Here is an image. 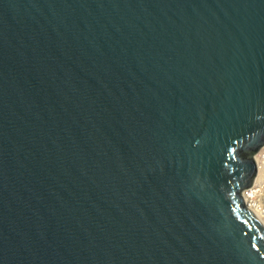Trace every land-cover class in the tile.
<instances>
[{
    "label": "water",
    "instance_id": "water-1",
    "mask_svg": "<svg viewBox=\"0 0 264 264\" xmlns=\"http://www.w3.org/2000/svg\"><path fill=\"white\" fill-rule=\"evenodd\" d=\"M264 0H0V264H264Z\"/></svg>",
    "mask_w": 264,
    "mask_h": 264
},
{
    "label": "built area",
    "instance_id": "built-area-1",
    "mask_svg": "<svg viewBox=\"0 0 264 264\" xmlns=\"http://www.w3.org/2000/svg\"><path fill=\"white\" fill-rule=\"evenodd\" d=\"M259 161L256 160L257 164V174L260 173L261 176V184L257 188H251L254 195H256L254 198H259L260 200H263L264 202V195L261 192V186L264 184V149L257 153ZM264 186V185H263ZM257 189V191L255 190Z\"/></svg>",
    "mask_w": 264,
    "mask_h": 264
},
{
    "label": "bare ground",
    "instance_id": "bare-ground-1",
    "mask_svg": "<svg viewBox=\"0 0 264 264\" xmlns=\"http://www.w3.org/2000/svg\"><path fill=\"white\" fill-rule=\"evenodd\" d=\"M255 159L259 161L258 154H256ZM261 184V176L260 173H258L256 182L253 184V188H257ZM264 185V184H263ZM261 186V192L264 195V186ZM257 191V189H255ZM256 195L253 194L252 190H250V199L253 206L256 207L257 210L260 211L264 215V202L263 200H260L259 198H254Z\"/></svg>",
    "mask_w": 264,
    "mask_h": 264
}]
</instances>
